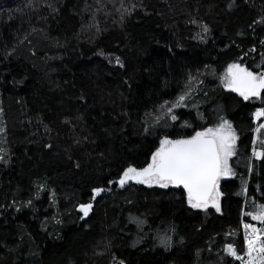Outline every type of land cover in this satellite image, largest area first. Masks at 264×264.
I'll return each mask as SVG.
<instances>
[{
	"label": "trees",
	"instance_id": "1",
	"mask_svg": "<svg viewBox=\"0 0 264 264\" xmlns=\"http://www.w3.org/2000/svg\"><path fill=\"white\" fill-rule=\"evenodd\" d=\"M234 63L264 72V0H0V264H241L244 224L264 227L249 215L264 205V92L223 87ZM221 117L237 139L219 212L182 188L119 185L161 139Z\"/></svg>",
	"mask_w": 264,
	"mask_h": 264
},
{
	"label": "snow or ice",
	"instance_id": "2",
	"mask_svg": "<svg viewBox=\"0 0 264 264\" xmlns=\"http://www.w3.org/2000/svg\"><path fill=\"white\" fill-rule=\"evenodd\" d=\"M204 31H208L207 26ZM100 54L104 55L103 52ZM115 63L123 67L119 57L115 58ZM223 80L226 88L237 92L245 101L250 97L260 98L264 92V72L250 71L241 64H229ZM184 100L185 95L178 97V102ZM176 106H179V103L173 104V107ZM168 112L171 113L172 108H169ZM254 116L256 119L264 116V109H257ZM172 119L175 120L176 116L172 115ZM261 129H264V124L258 126L257 133ZM2 131L0 128V132ZM236 139L231 123L222 117L218 125L195 131L194 135L189 137L176 140L165 137L160 140V146L152 152L150 163L141 168L129 165L123 170L118 183L123 187L128 181L134 180L149 186L159 185L161 188L182 187L191 208L206 211L211 205L219 212L220 197L223 195L219 190L221 177L235 175L229 161L236 155ZM3 151L0 148V160H3ZM253 155L258 159L262 158L264 151L254 150ZM102 191L103 188H93L91 199L94 200ZM78 207L83 219L89 216L93 204L81 203ZM249 215L253 220L264 223V205L257 206V210ZM130 222L135 223L138 230H142L146 223L138 217H132ZM244 228L248 259L243 261L236 246L231 243L225 246L226 253L242 260V264H264V228L248 223L244 224ZM248 229L251 231H247ZM170 230L174 231V226L166 225L157 231L156 238L165 247L172 242V237L168 234Z\"/></svg>",
	"mask_w": 264,
	"mask_h": 264
},
{
	"label": "rangeland",
	"instance_id": "3",
	"mask_svg": "<svg viewBox=\"0 0 264 264\" xmlns=\"http://www.w3.org/2000/svg\"><path fill=\"white\" fill-rule=\"evenodd\" d=\"M228 69V68H227ZM226 72H227V70L224 72V74H223V76H222V78H221V83H222V85H223V87H225L224 86V80H223V77H224V75L226 74ZM226 88V87H225ZM227 89H229V88H227ZM255 119V121H257L258 119H256V118H254ZM230 178V176H225V177H221V180H220V182L221 181H223V180H227V179H229ZM144 185H147V184H144ZM149 186V185H148ZM151 186H154V185H151ZM156 186H159V185H156ZM209 208H214V207H212L211 205L209 206ZM215 209V208H214ZM197 210H200V209H197ZM216 210V209H215ZM251 219H252V217H251ZM253 220V219H252ZM254 222H256V223H259L260 221H256V220H253ZM246 224V223H245ZM249 224H253V223H249ZM253 225H255L256 227H258V228H264V227H262V226H260V225H258V224H253ZM244 230H245V232H246V229L244 228ZM247 231H251V229H248ZM246 253H247V248H246ZM254 255H255V253H254ZM248 259V256H247V254H245V257H244V260L243 261H246ZM241 264H242V262H241Z\"/></svg>",
	"mask_w": 264,
	"mask_h": 264
},
{
	"label": "water",
	"instance_id": "4",
	"mask_svg": "<svg viewBox=\"0 0 264 264\" xmlns=\"http://www.w3.org/2000/svg\"><path fill=\"white\" fill-rule=\"evenodd\" d=\"M132 181H134V180H132ZM128 182H130V181H128ZM182 188V187H181ZM183 189V188H182Z\"/></svg>",
	"mask_w": 264,
	"mask_h": 264
}]
</instances>
